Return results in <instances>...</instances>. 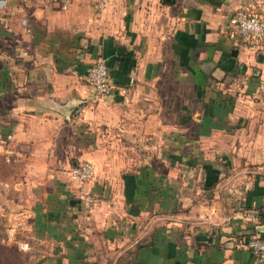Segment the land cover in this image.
Masks as SVG:
<instances>
[{"label":"crops","instance_id":"0c3cea01","mask_svg":"<svg viewBox=\"0 0 264 264\" xmlns=\"http://www.w3.org/2000/svg\"><path fill=\"white\" fill-rule=\"evenodd\" d=\"M97 1L0 6V264H264L238 244L264 236V41L234 34L242 0Z\"/></svg>","mask_w":264,"mask_h":264},{"label":"built area","instance_id":"2783aa9c","mask_svg":"<svg viewBox=\"0 0 264 264\" xmlns=\"http://www.w3.org/2000/svg\"><path fill=\"white\" fill-rule=\"evenodd\" d=\"M49 3L53 0H43ZM70 0H61L66 8ZM10 0H0V6L8 4ZM109 0H98L97 7L104 8ZM232 29L234 34L243 42L260 45L264 41V0H242L232 15ZM86 81L93 86L97 97H101L111 89L109 68L104 60L90 63L86 67ZM9 159V157H8ZM71 178L76 183V192L80 202L87 210H92L99 202V198L88 189V183L94 175V164L90 160H82L70 168ZM23 218H16L4 230L6 240L14 241L19 248L27 249L29 242L23 234ZM238 244L257 254H264V237L252 234L241 237Z\"/></svg>","mask_w":264,"mask_h":264},{"label":"water","instance_id":"95a60500","mask_svg":"<svg viewBox=\"0 0 264 264\" xmlns=\"http://www.w3.org/2000/svg\"><path fill=\"white\" fill-rule=\"evenodd\" d=\"M256 231L257 232L264 231V224L256 226Z\"/></svg>","mask_w":264,"mask_h":264},{"label":"trees","instance_id":"16d2710c","mask_svg":"<svg viewBox=\"0 0 264 264\" xmlns=\"http://www.w3.org/2000/svg\"><path fill=\"white\" fill-rule=\"evenodd\" d=\"M254 234L259 235V236H261V237H264V236L260 235V233H254Z\"/></svg>","mask_w":264,"mask_h":264}]
</instances>
